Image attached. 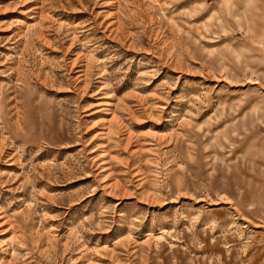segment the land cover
I'll return each instance as SVG.
<instances>
[{"label": "rangeland", "instance_id": "rangeland-1", "mask_svg": "<svg viewBox=\"0 0 264 264\" xmlns=\"http://www.w3.org/2000/svg\"><path fill=\"white\" fill-rule=\"evenodd\" d=\"M0 264H264V0H0Z\"/></svg>", "mask_w": 264, "mask_h": 264}]
</instances>
